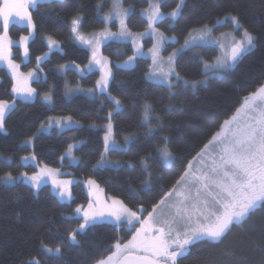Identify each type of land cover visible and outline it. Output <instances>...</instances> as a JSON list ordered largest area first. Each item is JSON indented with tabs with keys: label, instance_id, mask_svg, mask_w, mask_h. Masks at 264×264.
<instances>
[{
	"label": "trees",
	"instance_id": "obj_1",
	"mask_svg": "<svg viewBox=\"0 0 264 264\" xmlns=\"http://www.w3.org/2000/svg\"><path fill=\"white\" fill-rule=\"evenodd\" d=\"M179 2L165 0L161 10L167 13ZM122 5L134 9L127 17L128 29L132 33L146 30L147 21L141 12L148 8V0H122ZM111 6L112 0L40 3L31 11L35 29L25 63L19 48L12 47V60L21 64L24 72L36 68L38 56L49 54L40 63L42 79L32 84L37 90L36 100H16L15 110L7 116L5 130L0 132V264H27L31 258H37L40 264H94L102 254H110L105 250L117 238L125 242L130 238L132 231L128 227L98 224L78 234V244L73 245L68 239L82 222L74 215L76 207L88 203L83 182L88 178L95 180L106 197L122 200L137 212L143 208L146 215L162 193L175 185L188 162L193 161L223 121L231 118L243 97L264 84V0H184L175 20L166 17L156 25L166 36L176 37L173 44L165 47L164 56L180 49L192 29L203 24L215 27L231 16H237L241 29L256 37L254 48L232 70L220 77H208L207 73L206 83L193 89L182 82L169 88L148 81L150 62L146 59H137L131 69L118 68L117 64L132 56V47L128 43L108 42L102 47V55L108 58L112 70L107 94L98 95L95 91L94 95H87L88 89L95 90L100 76L97 72L82 75L76 69V65L87 68L89 53L75 41L72 19L81 17L79 31L90 36L104 27V14ZM111 28L115 29L114 23ZM230 29L229 21L217 28ZM27 32L15 25L8 30L13 42ZM48 37L58 41L59 48L49 52ZM150 43V39L145 41L147 47ZM216 56V48L209 45L186 49L176 57V70L189 81H204L203 61L212 63ZM11 87L7 72L0 69V99L12 102ZM69 88L73 89L71 93ZM108 93L120 100L118 109ZM45 95L51 97L49 102L44 100ZM146 101L153 108L147 124L143 113ZM109 112L114 138L123 149L109 151L107 158L121 164L97 167L104 152L103 127ZM67 116L81 127L62 132L53 128L49 134H38L40 125L47 123L49 117ZM93 123L96 126L90 127ZM133 135V141L124 146V138ZM31 137L36 138L29 146L25 141ZM70 143L78 146L73 151L77 161L74 165L69 159L60 160ZM165 143L172 153L168 160L158 152ZM33 154L38 165L60 168L75 180L69 203L60 202L46 186L35 192L22 182H3L9 174L17 177L35 173L33 166L21 164L22 157ZM144 157H150L147 171L141 164ZM41 241L53 249L59 246L60 254L45 252ZM179 264H264V207L255 209L242 224L233 225L222 243L200 241L190 246L189 254Z\"/></svg>",
	"mask_w": 264,
	"mask_h": 264
},
{
	"label": "snow or ice",
	"instance_id": "obj_2",
	"mask_svg": "<svg viewBox=\"0 0 264 264\" xmlns=\"http://www.w3.org/2000/svg\"><path fill=\"white\" fill-rule=\"evenodd\" d=\"M46 0H2L0 3V20H2V34H0V64H6L7 69L14 81L11 92L21 100L28 101L37 94V90L30 86V81L39 82V77L35 71L23 73L20 65L11 59V46L13 41L8 36L9 24L27 21L31 29H35L29 8H35L38 4ZM51 2V0H47ZM165 0H148V8L142 10V15L147 19V29L144 32L132 33L125 19L132 14L134 9L124 8L121 0H112L111 9L104 14V21L108 22L113 18L119 20V31L112 32L105 27L102 31L85 36L79 31L81 17H73L71 32L75 38L91 49V59L87 65V72L99 69L100 79L96 81L95 90L88 89L86 94L94 95L95 91L105 93L109 87V80L112 73L107 66L108 58L99 54V46L108 40H131L135 47V53L129 56L125 64L135 61L138 56H143L142 45L139 41L148 35L154 39L152 47L148 49L151 54L152 65L148 72V78L157 82L166 83L169 88L178 87L180 82L191 86L193 89L206 83L207 73L204 81H189L184 79L176 70V57L186 49L196 47L200 42L213 40L223 51L222 56H217L214 63L203 61L204 67L219 74L230 70L238 60L251 48L255 46L256 37L247 29L243 30L240 39L234 34L231 35V44L225 45L218 37L213 36V28L208 24L200 25L188 33V37L180 49H176L165 59L161 55L166 42L176 41V37L166 36L156 25L163 20L165 15L175 20L182 10L184 0L170 10L163 12L162 5ZM101 10V5L97 6V11ZM14 18H16L14 20ZM231 20L237 28L242 27L237 16H231ZM226 34H221L224 36ZM49 51L53 46L59 48V42L48 37ZM28 36L20 37V44L24 47L25 57H28ZM48 53L42 57H37V69L40 62L47 59ZM62 68L69 67L62 65ZM76 69L81 74H86L84 69L76 65ZM175 81V83H174ZM73 89H68L71 93ZM75 91H82L76 89ZM109 99L114 101L117 109L121 102L116 97L108 93ZM44 100L49 102L51 97L44 96ZM16 99L11 103L0 99V131L5 130L7 116L15 110ZM152 104L145 102L143 105L144 122L149 123L152 113ZM112 113H108V122L105 127L104 152L101 153L97 167L101 165L119 166L121 161H112L105 155L109 151L121 149L122 145L114 138L113 124L111 122ZM93 123L90 127H95ZM79 122L74 121L72 116L49 117L47 123L40 125L39 132L49 131L53 128L64 130L79 128ZM154 131V130H153ZM36 137H31L25 143L31 144ZM133 136L124 138V146L131 143ZM167 138H165V141ZM73 144L68 145L65 153L72 161L76 157L72 155ZM164 160L172 157V153L165 146L158 149ZM64 155L60 157L63 161ZM150 157L141 159L144 170L147 171V160ZM22 159L27 162L35 161L36 156H24ZM193 161L196 162L194 167ZM189 161L183 174L176 180L175 185L167 192L162 193L158 202L152 205L151 211L140 208L139 214L127 207L122 200L111 198L95 202L90 201L87 208L78 206L75 214L82 217V222L78 227L69 233L68 239L71 244H78V234L84 232L86 228H91L98 223H111L117 228L125 224L129 229L134 230L131 239L126 242L122 238H117L105 250L94 264H179L190 251V246L200 241H212L222 243L223 238L229 233L233 225H240L255 209L264 207V84L259 85L254 91L244 96L239 107L235 109L230 119H225L209 141L203 145L200 152ZM39 167V166H38ZM60 168H52L43 165L40 170L31 176L22 174L34 187L39 188L42 183L51 182L53 189L61 200L72 199L71 186L72 179H61ZM7 179L13 181L19 177L8 175ZM147 183V181H145ZM85 184L91 189H98L96 181L88 178ZM139 225V227H137ZM41 248L47 253L60 254L61 248L48 247L41 241ZM115 249L112 251V249ZM27 264H40L37 258H31Z\"/></svg>",
	"mask_w": 264,
	"mask_h": 264
},
{
	"label": "rangeland",
	"instance_id": "obj_3",
	"mask_svg": "<svg viewBox=\"0 0 264 264\" xmlns=\"http://www.w3.org/2000/svg\"><path fill=\"white\" fill-rule=\"evenodd\" d=\"M46 1H47V0H46ZM0 3H2V0H0ZM121 3H122V0H121ZM122 6H123V5H122ZM33 9H34V8H29L30 13H31V11H32ZM141 16H142L144 19H146V17H144V16L142 15V12H141ZM166 17L171 18L170 16L165 15L164 18H166ZM15 19H16V18H14V20H15ZM103 21H104V19H103ZM146 21H147V19H146ZM160 21H161V20H160ZM160 21H159V22H160ZM226 21H229L230 26H231V29H230L229 31H221V30L218 31L217 28L223 26V25L226 23ZM159 22H158V23H159ZM113 23H114V25H115V29H112V28H111V25H112ZM125 23H126V25H127V18L125 19ZM158 23H157V24H158ZM12 25L18 26V27H20V28L27 29V31H28L27 34H25V35H23V36H28V37H29V40H28V43H29L30 39H31L32 36H33V29H31V28L28 27V25H27V21H21V22H18V23H15V22L10 23V24H9V28H10ZM105 27L109 28L112 32H118V31H119V20L113 18V20H111V21H108V22H105V21H104V27H103L101 30H99L98 32L102 31ZM146 29H147V28H146ZM144 31H145V30H144ZM144 31H142V32H144ZM98 32H96V33H98ZM0 34H2V20H0ZM221 34H226V35L221 36ZM232 34H234V35L236 36L237 39H240L241 36H242V34H243V29H241V27H240V28H237L236 25L233 24V22H232V20H231V17H227L226 19L217 22L216 26L213 28V36H214V37H218V38H220V39L222 40V42H223L226 46L231 44V42H232V40H231V35H232ZM8 36H9V34H8ZM90 36H91V35H90ZM90 36H85V38H88V37H90ZM20 37H21V36H20ZM20 37H19L18 40L15 41V42L13 43V45L11 46V59H12V47L15 45V46H17V47L19 48V50H20V56H21V61H22V63H25V62L27 61V58H28V57H27V58L25 57V54H24V47L20 44ZM9 38H10V37H9ZM147 39H150V40H151V43H150V46H149V47H147L146 44H145V41H146ZM75 41H76V42H77L82 48H84V49L87 50V52L89 53V60H90V59H91V49L88 47V45L83 44L81 41L76 40V39H75ZM108 42L128 43V44H130L131 47H132L133 54L135 53V47H134V45L132 44L131 40H127V41L108 40V41H105L104 43H102V44L99 46V54H100V55H102V47H103L106 43H108ZM154 42H155V41H154V39L151 37V35L145 36V37H143V38L139 41V44L142 45V51L145 53V55H143V56H138L137 59H146V60H148V61L150 62V67H151V65H152V60H151V54L148 53V49L152 47V44H153ZM28 43H27V48H28ZM173 43H174V42L171 41V40L168 41V42H166L164 48L162 49V51H161V55H162L165 59L167 58V56H164V55H163L164 49H165V47H166L168 44H173ZM206 45L213 46L214 48H216V50H217V56H222V55H223V51H222L221 48L218 46V44L215 43L213 40H209V41H205V42H200L198 46H206ZM146 47H147V48H146ZM196 47H197V46H196ZM54 48H57V47L53 46L52 50H53ZM253 48H254V47H253ZM253 48H251V50H252ZM251 50L247 51L245 54L249 53ZM49 52H50V51H49ZM48 54H49V53H48ZM133 54H132V55H133ZM245 54H244V55H245ZM244 55H243V56H244ZM102 56H103V55H102ZM217 56H216V57H217ZM137 59H135V61H136ZM126 61H128V59L125 60V61H124L123 63H121V64H117V67H118V68H121V69H131V68L134 67V65H135V61H133V62H131L130 64H127V65L125 64ZM214 61H215V59L213 60L212 63H214ZM13 62H14V61H13ZM14 63H15V62H14ZM40 63H41V62H40ZM16 64H18V63H16ZM236 64H237V63H236ZM236 64H235L230 70H232V69L236 66ZM19 65H20V71H21V72H23V73H25V74L29 72V71H27V72L22 71V69H21V64H19ZM107 66H108V68L110 69V71L112 72V70H111V64H110L109 60H108ZM0 69H3V70H5V71L7 72L8 76L10 77V79H11V81H12V84H13L14 81L12 80V78H11V74H10V72H9L8 69H7V65H6V64H0ZM230 70H228V71H230ZM30 71H35V72H36V75H37L40 79H42V76H41V74H40V70L37 69V67H36L35 69H33V70H30ZM85 72H86V73H90V72H87V68L85 69ZM93 72H97V73L99 74V76H101V72L99 71V69H97L96 71H93ZM226 72H227V71H226ZM204 73H210V74H208V77H220V76H221L223 73H225V72H221V73H219V74H212V72H211L210 70H208V69H206V68L204 67ZM40 79H39V80H40ZM147 79H148V81H150V82H152V83L162 84V85H164V86H168L166 83H163V82H157V81L151 80V79L148 78V76H147ZM34 82H36V81H35V80L30 81V86H31V87H32V84H33ZM109 82H110V80H109ZM174 83H175V81H174ZM168 87H169V86H168ZM96 93H97L98 95H100V94H107V92H105V93H100L99 91H96ZM12 95H13V97H14L16 100L21 101V102H25V103H33V102L36 100V95H35L33 98H31L30 100H28V101H24V100L19 99L18 97L15 96L14 93H12ZM64 130H65V129H64ZM64 130H60V129H58L59 132H62V131H64ZM103 131H104V135H105V127H103ZM0 132H2V131H0ZM50 132H51V130H49V131H42L41 133L49 134ZM104 135H103V137H104ZM27 144H28V143H27ZM28 145H29V146H32V143H31V144H28ZM103 145H104V140H103ZM76 147H78V146L75 145V147H73V149H72V155H73V151H74V149H75ZM122 149H123V147H122ZM65 153H66V152H65ZM105 155L107 156V153H106ZM64 156H65L66 159H69V160L72 162L73 165L76 164V162H77L76 160H75V161H72V160H71L68 156H66L65 154H64ZM21 164H22L23 166H29V165H30V166H33V167L36 169V172H38V171L40 170V168L43 167L42 165H38V164L36 163V160H35V161L29 160V161L25 162V161L22 159V160H21ZM193 165H194V167L196 166V162H195V161H193ZM38 166H39V167H38ZM101 166H102V165H101ZM36 172H35V173H36ZM61 173H62V172H61ZM23 174H24V173H23ZM33 174H34V173H33ZM33 174H31V175H33ZM31 175H27V176H31ZM17 177H19V179H15V180H13V181H9L8 179H5V180H3V182L6 183V184H16V183L22 182L23 184H25V185L29 186L30 188H32L35 192L38 191L41 187L46 186V187H48V188L51 190V192L56 196V198H57L60 202H62V203H66V204H67V203H69V202L71 201V200H68V199L61 200L60 197L56 194L55 190L53 189V186H52L51 182H48V183H42L41 186H40L39 188H37V187H34V186L31 184V182H29L24 176H22V174L19 175V176H17ZM60 178H61V179H72V180L74 181V184H75V180H74L73 178H71L69 175L65 174V173H62V175H61ZM71 187H72V186H71ZM83 187H84L85 192H86V194H87L88 203H89L90 201L95 202L97 199H99V200H101V201L107 200L109 203L111 202V198L106 197V196L104 195V193H103V191H102V189H101L100 187H99L98 189H91V188H89V187L85 184V182H83ZM88 203H87V205H88ZM87 205H85L83 208L86 209V208H87ZM150 211H151V210H150ZM138 214H139V211H138ZM146 214H147V213H146ZM74 215H75L76 218L82 220V217L76 215L75 212H74ZM144 215H145V214H144ZM145 216H146V215H145ZM98 224H108V225H113V224H111V223H98ZM98 224H97V225H98ZM113 226H114V225H113ZM124 226L128 227L126 224H125ZM137 227H139V225H137ZM128 230H129V231H132V232L134 231V230L129 229V228H128ZM132 232H131V235H132ZM131 235H130V238H129V239H131ZM129 239H128V240H129ZM114 250H115V249L113 248V251H114Z\"/></svg>",
	"mask_w": 264,
	"mask_h": 264
}]
</instances>
